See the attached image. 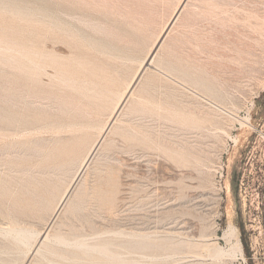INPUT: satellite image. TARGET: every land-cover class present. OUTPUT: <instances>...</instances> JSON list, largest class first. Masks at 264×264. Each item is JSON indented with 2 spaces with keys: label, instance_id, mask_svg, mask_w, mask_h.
<instances>
[{
  "label": "rangeland",
  "instance_id": "1",
  "mask_svg": "<svg viewBox=\"0 0 264 264\" xmlns=\"http://www.w3.org/2000/svg\"><path fill=\"white\" fill-rule=\"evenodd\" d=\"M184 2L0 0V230L40 236L27 248L0 231V264H264V0H187L77 182V210L52 215Z\"/></svg>",
  "mask_w": 264,
  "mask_h": 264
},
{
  "label": "bare ground",
  "instance_id": "2",
  "mask_svg": "<svg viewBox=\"0 0 264 264\" xmlns=\"http://www.w3.org/2000/svg\"><path fill=\"white\" fill-rule=\"evenodd\" d=\"M187 0H185V2L180 6V8L178 9V11L175 13L173 19L171 20L168 28L166 29L165 33L162 35L160 41L158 42V44L156 45V47L154 48V50L152 51L151 55L148 58H145V60L142 62V67H141V71L139 72V74L137 75V77L134 79L133 82H131L125 89V91H121V89H119V91H116V98H114L112 106L113 109L111 111V113L109 114V119L107 120L106 124H103L99 127V133L101 135V139L98 141L96 140L91 146L90 148L86 151V153L82 156L81 160L79 161L78 164V168L77 171L74 175V177L72 178L71 182L66 185L63 189V191H61L62 193L60 194L58 200L56 201L55 205L52 207V215L54 218H56L61 212L67 211V210H77L75 205H72L71 200H73V198H75V203L81 198L80 194L77 192L76 190V184L77 182L80 180V177L82 176V173L84 170L87 169L89 163L91 162L92 156L94 155V152L96 150V148H98V146L100 145V143L102 142L103 138L105 137V135L108 132H113V128H115L114 124L115 121L117 119L118 114H120V111H122L125 106L128 104L129 100L131 99V97L133 96L134 92L137 89V86L140 82H145V73L147 71L148 68H150L151 66H153V63L155 61V54L156 52L162 47L163 43L165 42L167 36L169 35L170 31L172 30L173 26L176 24L178 18L180 17V14L186 4ZM83 4V3H82ZM58 5V4H57ZM56 5V6H57ZM87 5V4H86ZM71 12V11H70ZM57 15V14H56ZM95 20V19H94ZM82 23V20H81ZM87 23V22H86ZM71 25V24H70ZM35 26V25H34ZM66 28V27H65ZM34 29V28H33ZM67 31V29H66ZM70 31V30H69ZM30 38V37H29ZM41 38V37H40ZM50 38V37H49ZM66 38V37H65ZM76 38V37H75ZM78 38V37H77ZM32 39V38H31ZM62 39V38H61ZM67 39V38H66ZM79 39V38H78ZM25 42V41H24ZM67 42V41H65ZM67 45V44H66ZM69 45V44H68ZM21 46V45H20ZM71 46V45H70ZM48 47H50V45H48ZM72 47V46H71ZM110 47V46H109ZM60 48V47H59ZM58 48V49H59ZM57 49V48H56ZM63 52V51H62ZM66 53V52H65ZM132 57L128 56V59H130ZM89 61V60H88ZM87 63V62H86ZM98 63V62H97ZM63 64V63H62ZM65 66V64H63ZM98 66V65H97ZM63 67V66H62ZM60 68V67H59ZM105 68V67H104ZM87 69V68H85ZM157 69V68H156ZM118 71V70H117ZM107 72V71H106ZM16 73V72H15ZM109 73V71H108ZM20 74V73H18ZM27 75V74H26ZM106 76V75H105ZM103 77V76H102ZM110 77V76H109ZM69 78V77H68ZM104 78V77H103ZM108 78V77H107ZM106 78V79H107ZM105 79V78H104ZM148 79V78H147ZM81 80V79H80ZM90 80V79H89ZM109 80V79H108ZM110 81V80H109ZM113 81V80H112ZM80 82V81H78ZM83 82V81H82ZM77 83V82H76ZM87 83V82H86ZM91 83V82H89ZM112 82L110 81V83H105L102 85L98 84V87L96 89H94V100H98L99 103L103 102L105 100L106 97L109 96V94H111L113 91V85L111 84ZM84 84V82H83ZM114 84V82H113ZM116 84V83H115ZM78 85V84H77ZM92 85V84H90ZM83 86V85H82ZM93 86V85H92ZM147 86V85H146ZM85 87V86H84ZM116 87V86H115ZM75 90V89H74ZM115 94V93H114ZM92 94H89V96H91ZM83 97V96H82ZM116 99H118V101H116ZM89 100V99H88ZM91 100V99H90ZM111 106V107H112ZM93 109V107H91ZM153 108V107H151ZM85 115V114H84ZM86 116V115H85ZM90 117V116H89ZM17 124V123H16ZM87 126V125H86ZM83 129V128H82ZM113 129V130H112ZM79 129L77 127H72V132L78 131ZM81 130V129H80ZM117 131V130H114ZM96 143V145H95ZM45 158V157H44ZM69 160V159H68ZM68 164V163H67ZM71 164V162H70ZM70 168V166H69ZM57 169V168H55ZM80 171V172H78ZM79 184V183H78ZM47 189V188H46ZM79 190V189H78ZM36 191V190H35ZM39 195V194H38ZM39 198V197H37ZM41 198V195H40ZM24 199V198H23ZM42 199V198H41ZM44 199V197H43ZM36 202V201H35ZM44 202V201H43ZM41 204V203H40ZM43 204V203H42ZM41 204V205H42ZM47 204V202L45 203V205ZM32 205V204H31ZM43 206V205H42ZM75 206V207H74ZM46 208V206H44ZM41 208V206L39 207V209ZM44 209V208H43ZM47 209V208H46ZM42 210V209H41ZM45 210V209H44ZM42 210V211H44ZM40 211V210H39ZM46 211V210H45ZM49 211V210H48ZM74 212V211H73ZM37 217V216H36ZM53 222V220H52ZM17 223V222H16ZM13 224V223H12ZM52 224V223H50ZM17 225V224H16ZM55 226V225H54ZM49 227H47L48 229ZM232 229V228H231ZM1 232H3L4 234L12 237L18 244L23 245L25 247H30L33 246L31 245V242L34 238H36V236L39 238L40 236H38V232L34 231L33 228L30 229V227H23V226H10L9 228L6 229H2L0 230ZM47 232V230H46ZM45 232V233H46ZM118 233V232H117ZM229 233V232H228ZM233 233V232H232ZM120 234V233H119ZM228 235H231L230 233ZM46 236V234H45ZM43 237V236H42ZM44 238V237H43ZM54 238H55V242L56 244L60 245V246H68L75 244L76 246L79 247H85L86 248V244L85 241L83 239H79V238H68L66 236H61L60 234L57 235L54 234ZM46 239V238H45ZM48 239V237H47ZM37 240V239H36ZM209 240V239H208ZM41 241V240H40ZM48 241H51L50 239H48ZM241 242V241H240ZM40 243V242H39ZM51 244V243H49ZM38 245V244H37ZM237 245V244H236ZM52 246V245H51ZM219 246V245H218ZM34 247V246H33ZM39 247V246H38ZM72 247V246H70ZM74 247V246H73ZM88 249L86 252H93V251H97L98 253L101 252L102 254L104 253H108V252H112V253H116V251L112 250L111 247H109L107 244H104L103 246H87ZM222 248V247H221ZM32 249V248H31ZM74 249H76V247H74ZM78 249V248H77ZM220 248H218L219 253L221 252V250H219ZM36 250V248H35ZM53 250V254L55 255V257H57V249H52ZM239 250V249H238ZM81 251V250H80ZM114 251V252H113ZM224 251V250H223ZM226 251V250H225ZM29 252V251H26ZM31 252V251H30ZM61 252V251H60ZM95 252V253H97ZM230 252V250H229ZM244 252V251H243ZM62 253V252H61ZM99 253V254H101ZM114 253V255H115ZM218 253V252H217ZM218 253V254H219ZM228 253V252H227ZM27 254V253H26ZM42 254V253H41ZM101 254V255H102ZM216 255V258H220L219 255ZM224 254L226 253H222V255L224 256ZM231 254V252H230ZM117 255V253H116ZM228 255V254H227ZM107 256V255H106ZM119 256V255H118ZM63 257V256H62ZM105 257V256H104ZM110 257V256H109ZM112 258V257H111ZM101 260V259H100ZM104 261V260H103ZM115 261V260H114ZM112 261V262H114ZM120 261V260H119ZM116 262V261H115Z\"/></svg>",
  "mask_w": 264,
  "mask_h": 264
}]
</instances>
